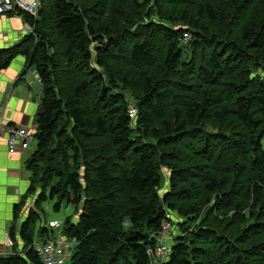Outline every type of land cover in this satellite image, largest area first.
Listing matches in <instances>:
<instances>
[{"label":"trees","instance_id":"obj_1","mask_svg":"<svg viewBox=\"0 0 264 264\" xmlns=\"http://www.w3.org/2000/svg\"><path fill=\"white\" fill-rule=\"evenodd\" d=\"M248 3L41 0L37 16L19 13L33 32L0 49V72L24 56L43 91L23 254L0 264H41L35 236L54 237L37 226L46 204L73 208L63 228L77 240L70 264H152L170 210L180 232L160 264H264V78L250 70L264 63V16L241 26L243 44L229 29ZM106 138L108 151L98 148Z\"/></svg>","mask_w":264,"mask_h":264},{"label":"crops","instance_id":"obj_2","mask_svg":"<svg viewBox=\"0 0 264 264\" xmlns=\"http://www.w3.org/2000/svg\"><path fill=\"white\" fill-rule=\"evenodd\" d=\"M25 24L19 16L1 17L0 49L10 47L14 40L17 41L25 33L28 34ZM25 63L26 59L19 56L6 70L0 72V130L8 126L26 127L34 129L37 133V116L41 110L43 87L34 76L35 71H24ZM20 74L23 76H19ZM36 144L24 152L9 154L7 135L3 134L0 138V257L14 253L23 254L24 242L20 228L34 204L27 203L21 207L20 203L24 194L30 195L26 194L31 177L27 163L36 151ZM27 199L34 198L27 196L25 200ZM30 201L33 200L28 202ZM18 205L20 208L17 210ZM44 207L47 209V204ZM59 219L62 218H49L46 221L42 219L40 224ZM35 237L40 239L38 235ZM8 239L13 245L7 244Z\"/></svg>","mask_w":264,"mask_h":264},{"label":"built area","instance_id":"obj_3","mask_svg":"<svg viewBox=\"0 0 264 264\" xmlns=\"http://www.w3.org/2000/svg\"><path fill=\"white\" fill-rule=\"evenodd\" d=\"M41 6V0H0V18L18 16L20 12L28 13L37 16ZM25 30L32 33V27L26 23ZM191 40L190 34H185L183 42L188 43ZM35 76L40 79V76L35 71ZM129 114L131 119H135L137 111L134 105L129 106ZM3 134L7 135V145L9 154H17L30 149L37 143V133L34 129L26 127H11L2 128L0 130V138ZM55 222L52 220L48 223L49 228H53ZM169 225L167 222L163 224V230H166ZM162 241L157 240L156 245L148 250V255L153 257L152 264H160L166 261L170 255V247L165 242L167 234L162 232ZM8 245H13L8 239ZM155 244V243H154ZM77 246L76 239H65L63 235L56 236L50 239H39L35 237L33 248L39 258L41 264H65L72 256L74 248Z\"/></svg>","mask_w":264,"mask_h":264},{"label":"rangeland","instance_id":"obj_4","mask_svg":"<svg viewBox=\"0 0 264 264\" xmlns=\"http://www.w3.org/2000/svg\"><path fill=\"white\" fill-rule=\"evenodd\" d=\"M248 10H243L242 12H239V14H237L236 16H233V18H232V21H231V28H229L231 31H232V33H233V36L232 37H234L235 38V40H236V42H238V44H243L241 41H240V39H241V36H240V28H241V26H244L245 24H251L252 22H256V23H260L261 21H262V18H263V16H264V0H255V2L253 3L251 0H249V3H248ZM133 18L135 19V21L137 22V25H139V24H141V23H143L144 21H145V19L146 18H144V17H142V15H139V14H135L134 16H133ZM130 22H127L125 25L126 26H128L129 27V25H131V24H129ZM26 25V24H25ZM124 24H123V22H120V24L119 25H117V26H123ZM137 25H135V26H132V27H137ZM127 28V27H126ZM211 32H216V28H212L211 29ZM24 33H25V31H24ZM30 33L28 32V34L27 33H25L23 36H21L19 39H17V41H13L14 43L10 46V47H12V46H14V45H16V43H20L21 42V40L22 39H24L27 35H29ZM36 40L34 41V42H29V43H27L28 44V46H29V48H33V47H35V45H36ZM24 44H26V41H25V43ZM184 44H186V43H184ZM245 45V44H244ZM10 47H3L2 49H7V48H10ZM186 47V50H187V52L185 53V56H184V59L185 60H187L188 58H189V55H190V49H189V47L188 46H185ZM24 57V56H23ZM16 58H18V57H16ZM25 59H26V57H24ZM60 62L61 63H64V61L63 60H60ZM26 65H25V68H24V71L25 72H27V71H29V70H31V71H36V69H35V67H32V66H30V64L28 63V60L26 59V63H25ZM78 64H79V62H78ZM83 67V66H82ZM251 72H252V76L253 77H260V78H264V63H261V64H259V65H256V66H254V64L251 66ZM23 71V74H25V72ZM149 71L150 72H153L154 71V68H150L149 69ZM22 74V73H21ZM19 75V76H23V75ZM34 76H35V74H34ZM79 76H80V78H81V80H88L89 79V75H87V72H84L83 70H81V75L79 74ZM36 77V76H35ZM37 79V78H36ZM37 81L39 82V83H41V85H42V87H43V83H42V81H41V79H37ZM42 91H43V89H42ZM127 91H129V90H126V94H128V96H129V98L130 99H132L133 100V98L132 97H134L133 95V93L131 92V91H129V92H127ZM210 124V123H209ZM232 123L230 122V123H228L227 125L228 126H230V127H227V125H225V128L226 129H229L230 131L233 129V127H232V125H231ZM209 127H210V130H211V128H216V126H214V125H209ZM230 131H228V132H230ZM233 131V130H232ZM234 132V131H233ZM108 139L109 138H106V139H104V140H102V141H99V145H98V148H100V149H103V148H107L106 150L108 151L110 148H111V143H110V141H108ZM149 141V140H148ZM103 147V148H102ZM165 148H169V147H165ZM109 155V154H108ZM191 159V160H190ZM187 161V160H186ZM190 161H192V157L190 156V158H189V160H188V162H190ZM194 164H196V163H198L199 161L198 160H196V159H194ZM184 166H187L186 164H184ZM163 168H165V167H163ZM164 174H166V178H167V183H164V186L162 187V191H160L159 193L161 194L162 192H164L165 191V189H167L168 187H169V171L167 170V169H164ZM219 176H220V174H219ZM222 176V178H227V180L230 182V181H232V179L229 177V176H225V175H221ZM168 190V189H167ZM166 190V191H167ZM165 191V192H166ZM26 199V195L24 194L23 195V200L22 201H24V205L25 204H27V205H29V204H34V199H27V200H25ZM29 200H33L32 202L30 201V202H28ZM48 206V208L46 209V217H45V219H43L44 221H46L47 219H58V218H62V219H66L67 217H69L70 215L69 214H72V212L71 211H73V209L71 208V207H63V210L60 212V213H54L53 211H52V208H51V206L50 205H47ZM206 208H204L203 209V211L202 212H206ZM71 212V213H70ZM27 213H29V212H27ZM169 214H170V220H172L173 221V224H172V228L170 229V232L168 231V228H166V230H163L162 232H165V234H167V236L165 237V238H167L168 237V235L169 236H172L171 238H169V239H166L165 240V242L167 243V245L171 248V246L175 243V238L177 237V236H179V230H178V228L176 227V225H175V222L178 220V215H177V213L176 212H174V211H172V210H170L169 211ZM74 216L77 218V213H75L74 214ZM42 220V221H43ZM41 224L39 223L38 224V227L40 226ZM161 231L159 232V234L156 236V238H157V240H158V242L159 241H162V233ZM65 264H70V261L68 260Z\"/></svg>","mask_w":264,"mask_h":264},{"label":"bare ground","instance_id":"obj_5","mask_svg":"<svg viewBox=\"0 0 264 264\" xmlns=\"http://www.w3.org/2000/svg\"><path fill=\"white\" fill-rule=\"evenodd\" d=\"M55 222V226L52 228V230L54 231V235L56 236H60V235H63V228L65 227V219H59L57 221H54ZM172 236H169L166 238V239H169L171 238ZM150 259L151 261H153V257L150 256Z\"/></svg>","mask_w":264,"mask_h":264}]
</instances>
